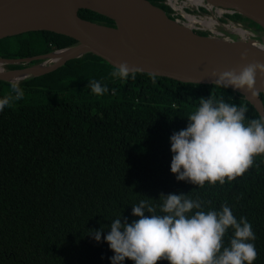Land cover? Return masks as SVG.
I'll return each mask as SVG.
<instances>
[{"label": "trees", "instance_id": "1", "mask_svg": "<svg viewBox=\"0 0 264 264\" xmlns=\"http://www.w3.org/2000/svg\"><path fill=\"white\" fill-rule=\"evenodd\" d=\"M148 1L170 18L183 19L165 0ZM196 11L210 14L205 8H185L189 14ZM79 15L113 26L93 11ZM219 20L257 33L258 40L263 35L239 14L226 13ZM75 41L48 31L29 32L0 40V58L46 55ZM116 70L86 54L19 82L23 98L12 99L0 111V264H111L114 252L103 239L111 222L118 217L129 223L138 219L132 206L143 199H153L149 203L158 208L162 193L188 195L199 200L205 212L227 205L238 221L247 218L256 237L251 241L258 254L254 264H264V156H257L242 177L223 185L206 183L201 188L178 181L171 172L170 137L187 127L201 98L212 95L247 108L246 124L260 118L254 106L222 86L149 74H135V79L130 74L123 80L112 75ZM91 81L108 91L92 93ZM11 83L0 81V99L15 96ZM261 97L264 103V94ZM102 226L103 237L97 242L92 235ZM232 236L229 229L225 247Z\"/></svg>", "mask_w": 264, "mask_h": 264}, {"label": "clouds", "instance_id": "2", "mask_svg": "<svg viewBox=\"0 0 264 264\" xmlns=\"http://www.w3.org/2000/svg\"><path fill=\"white\" fill-rule=\"evenodd\" d=\"M247 60V57H242ZM137 69L121 63L112 73L114 77L135 79ZM264 75V63H246L239 69L214 71L215 85L247 90L256 94L257 73ZM96 95L107 92L99 82H88ZM15 96L0 99V111L12 99L20 100L23 89L11 83ZM247 108L230 104L214 96L201 98L199 107L188 116V125L170 137L171 172L178 181L199 187L206 183L223 185L242 177L254 165L257 156H264V116L245 123ZM143 199L132 206L138 219L129 223L123 217L111 222L110 230L103 237L104 227L94 231V239L102 237L114 252L111 264H254L257 251L255 234L247 218L238 221L227 205L219 211H202V203L188 195L160 196L157 206ZM197 211H193V210ZM123 219V222H122ZM233 230L228 247L224 237Z\"/></svg>", "mask_w": 264, "mask_h": 264}, {"label": "water", "instance_id": "3", "mask_svg": "<svg viewBox=\"0 0 264 264\" xmlns=\"http://www.w3.org/2000/svg\"><path fill=\"white\" fill-rule=\"evenodd\" d=\"M175 10L188 3L211 12L227 10L239 14L263 31L260 40L248 38L246 31L230 30L236 38L216 34L201 35L174 20L148 0H0V40L29 32L48 31L75 39L68 48L23 59L0 58L2 65L32 64L21 69H0V81L20 82L52 72L70 60L93 54L112 67L127 63L136 74H149L180 83L217 86L214 71L239 69L246 63H264V0H165ZM208 5L212 6L209 10ZM89 10L107 17L113 26L88 21L79 15ZM181 14V13H180ZM186 12L181 14L187 20ZM216 23L220 24L219 20ZM212 32V31H211ZM216 34V35H214ZM239 37V38H238ZM59 61L51 58L60 52ZM246 56L247 60H242ZM25 76L14 79L13 75ZM260 117L264 116V75L257 73L256 94L237 91Z\"/></svg>", "mask_w": 264, "mask_h": 264}, {"label": "rangeland", "instance_id": "4", "mask_svg": "<svg viewBox=\"0 0 264 264\" xmlns=\"http://www.w3.org/2000/svg\"><path fill=\"white\" fill-rule=\"evenodd\" d=\"M177 6L178 7L175 8V13H177L179 15H181V14L183 15V10H185L186 7H191V8L197 9L193 5H190L188 3H183V2L178 3ZM227 12H228L227 10H223V9H217V10L211 11V12H209L210 14H201V13H197V11H196L195 14H189V13H187V14H189L190 16L195 17L197 19V21L191 22L188 19L187 20H184V18L182 20L185 21V25L186 26H188L189 28H193L194 31H196V30H198V31H205L208 34L213 33V32H215V33L217 32L219 34H222L223 37L230 38L229 35L227 34V33L230 34V32H229L230 30H233L234 29V31H237L240 34L239 31L242 30V29L239 28V27H235V26H233L231 24L223 23V22H221L219 20V18L220 17H223L224 14H226ZM227 14H230V13H227ZM210 19L211 20H215V21L218 19L220 21V24L219 23L218 24L215 23V25L212 26V27H210V28H209V26L208 27L205 26L204 22H210ZM182 20L180 21V23H183ZM253 34H254L253 37H251L252 39H254L255 36H257L256 35L257 33L255 34L253 32ZM214 35H216V34H214ZM231 36L234 37L232 34H231ZM236 36H238V35H236ZM255 39L258 40L257 38H255ZM0 69L9 70V69H7V66L6 65H2L0 67ZM21 81H23V80H21Z\"/></svg>", "mask_w": 264, "mask_h": 264}, {"label": "bare ground", "instance_id": "5", "mask_svg": "<svg viewBox=\"0 0 264 264\" xmlns=\"http://www.w3.org/2000/svg\"><path fill=\"white\" fill-rule=\"evenodd\" d=\"M208 8H209V10H212L213 8H212V6L211 5H208ZM221 12V11H220ZM187 16V15H186ZM187 18H188V20H190L191 22H194V21H197V19L195 18V17H193V16H187ZM220 22V21H219ZM215 23H216V21L215 20H211L210 19V22H204V24H205V26H209V28L210 27H212V26H214L215 25ZM217 24V23H216ZM207 29V28H206ZM257 29V28H256ZM212 30V29H211ZM234 30V29H233ZM217 33V32H216ZM76 42V41H75ZM69 53V51H64V52H60L58 55H55V56H53L52 58H51V60L52 61H59L60 59H61V55H66V54H68ZM25 75L24 74H21V75H13L12 77L14 78V79H16V80H18V79H21V78H23Z\"/></svg>", "mask_w": 264, "mask_h": 264}, {"label": "built area", "instance_id": "6", "mask_svg": "<svg viewBox=\"0 0 264 264\" xmlns=\"http://www.w3.org/2000/svg\"><path fill=\"white\" fill-rule=\"evenodd\" d=\"M178 7V6H177ZM183 13H185V10H183ZM246 31V34H245V36H247L248 38H251V37H253V33L251 32V31H247V30H245Z\"/></svg>", "mask_w": 264, "mask_h": 264}, {"label": "flooded vegetation", "instance_id": "7", "mask_svg": "<svg viewBox=\"0 0 264 264\" xmlns=\"http://www.w3.org/2000/svg\"><path fill=\"white\" fill-rule=\"evenodd\" d=\"M114 25V24H113ZM226 32V31H225ZM227 33V32H226ZM216 34H219V33H216ZM228 34V33H227ZM232 34V33H231ZM231 34H228L230 38H235L237 37L236 35L234 37H231ZM220 36H222V34H220ZM10 70V69H9ZM12 70V69H11ZM14 70V69H13Z\"/></svg>", "mask_w": 264, "mask_h": 264}]
</instances>
